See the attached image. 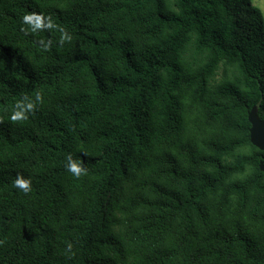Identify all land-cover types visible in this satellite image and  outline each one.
<instances>
[{
  "label": "trees",
  "instance_id": "16d2710c",
  "mask_svg": "<svg viewBox=\"0 0 264 264\" xmlns=\"http://www.w3.org/2000/svg\"><path fill=\"white\" fill-rule=\"evenodd\" d=\"M31 12L71 41L22 31ZM254 106L264 119L251 0H0V264H264Z\"/></svg>",
  "mask_w": 264,
  "mask_h": 264
},
{
  "label": "clouds",
  "instance_id": "9594fccd",
  "mask_svg": "<svg viewBox=\"0 0 264 264\" xmlns=\"http://www.w3.org/2000/svg\"><path fill=\"white\" fill-rule=\"evenodd\" d=\"M22 23L29 25V28L25 29L22 28L21 30L24 32L31 31L33 33L37 31H43V30H58L61 35L59 38V44L63 45L66 41H71L72 37L67 32L66 28L58 25L53 22L51 16H45L43 13H26L22 17ZM41 44H43V50L48 51L51 46V42L45 43L44 41H40ZM25 101H27L25 103ZM43 102V96L40 93H37L35 96V101H31L28 99L27 96L23 97L20 101H17L14 105L13 111L9 117V119L16 123V122H22L24 120L28 119V115L30 113H34L37 107V103ZM67 164L65 165L66 170L71 173L75 178L80 179L82 176L88 175V170L83 165V161H77L74 160L72 155L69 154L67 157ZM12 186L14 188L19 189L24 194H28L32 190V182L31 179L24 178L20 173H17V176L15 180L13 181ZM72 250V244L70 242H67L66 244V251L71 252Z\"/></svg>",
  "mask_w": 264,
  "mask_h": 264
},
{
  "label": "water",
  "instance_id": "95a60500",
  "mask_svg": "<svg viewBox=\"0 0 264 264\" xmlns=\"http://www.w3.org/2000/svg\"><path fill=\"white\" fill-rule=\"evenodd\" d=\"M247 120L250 125V143L260 151L264 152V119L258 117L256 106L252 107L248 112ZM259 169L264 172V160L259 164Z\"/></svg>",
  "mask_w": 264,
  "mask_h": 264
},
{
  "label": "rangeland",
  "instance_id": "374dc122",
  "mask_svg": "<svg viewBox=\"0 0 264 264\" xmlns=\"http://www.w3.org/2000/svg\"><path fill=\"white\" fill-rule=\"evenodd\" d=\"M251 1L252 4L262 12L264 18V0H251Z\"/></svg>",
  "mask_w": 264,
  "mask_h": 264
}]
</instances>
